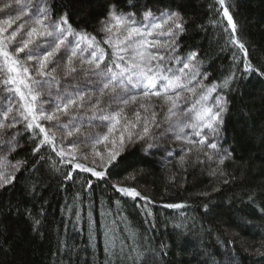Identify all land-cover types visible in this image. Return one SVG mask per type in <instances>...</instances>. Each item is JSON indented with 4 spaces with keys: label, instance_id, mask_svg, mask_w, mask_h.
<instances>
[{
    "label": "trees",
    "instance_id": "1",
    "mask_svg": "<svg viewBox=\"0 0 264 264\" xmlns=\"http://www.w3.org/2000/svg\"><path fill=\"white\" fill-rule=\"evenodd\" d=\"M51 3L56 16L66 10L74 29H83L100 41L104 37L100 21L110 4H116L118 10L135 11L137 18L145 6L180 11L187 23L177 40L178 54L187 57L196 52L200 72L207 74L205 84L221 85L217 94L228 102L222 137L229 155L223 164L210 163L205 155L193 152L178 150L168 155L174 150L168 141L166 146L156 144L152 149L145 141H135L126 144L108 166L105 178L98 179L65 163L47 144L33 152L40 139L33 136L37 130L26 129L24 123L6 126L0 129V159L7 156L13 163H26L16 172L13 184L0 189V264H264V77L244 71L245 56L231 43V27L218 0ZM225 6L237 24V37L247 48V61L264 71V0H225ZM102 46L108 51L107 45ZM58 74L61 90L92 92L95 87L96 78L79 71L63 77L58 69ZM232 74V85L223 87ZM50 92L43 97L45 110L59 99L57 89ZM11 95L0 86V111ZM90 115L86 109L79 111L84 127L81 134L64 138L65 145L78 136L83 139L85 134L105 131L97 126L99 121H91L92 127H88ZM68 119L61 115V122ZM10 121L11 116L9 121L0 120L6 125ZM41 123L50 127L56 122ZM157 136L159 131L156 141ZM61 137L58 131L57 148ZM81 153L89 154L88 159H82ZM93 159L90 147L82 145L77 161L100 170L99 158H95L97 164ZM69 171L72 179L65 180ZM89 180L91 188L87 187ZM113 185L134 187L147 200L124 196ZM171 203L186 207H164ZM25 209L41 221L39 232H33ZM112 228L126 243L119 258L105 253L104 233ZM165 244L168 247H162Z\"/></svg>",
    "mask_w": 264,
    "mask_h": 264
},
{
    "label": "snow or ice",
    "instance_id": "2",
    "mask_svg": "<svg viewBox=\"0 0 264 264\" xmlns=\"http://www.w3.org/2000/svg\"><path fill=\"white\" fill-rule=\"evenodd\" d=\"M218 3L231 27V43L237 45L245 56L244 71L264 77V71L247 61V48L236 35L237 24L225 6V0H218ZM9 9L11 11H7ZM0 12L6 14L0 17V86L12 94L5 98L0 111V120L9 121L11 116V121L7 125L0 122V129L6 126L15 128L18 123H24L26 129L37 130L33 136L40 139L33 152H39L47 144L65 163L74 164L75 169L90 173L92 177L104 179L108 166L117 160L127 143L145 141L148 149L154 146L149 141L156 137L152 129L159 126L156 110L159 105L160 111L164 112V122L169 124L165 132H173L175 139L196 146L197 151L203 150L208 161L215 159L218 164H223L228 158L229 153L221 154L215 142L223 133V116L228 111V102L222 95L214 96L221 85L204 83L207 74L200 72L196 52L187 57L178 54L177 40L186 31L187 23L180 11L145 6L137 18L135 11L118 10L116 4H110L105 18L100 21V31L105 34L102 41L83 29H74L66 10L56 16L51 0H36L35 3L33 0H0ZM24 17L27 19L23 20ZM20 20L22 22L13 28V24ZM17 36H20L19 40ZM102 45L111 49V59L107 64L105 60L109 54ZM173 64L179 67L173 68ZM58 69L63 77L78 71L95 77L93 91L79 88L61 90ZM234 78L235 74L228 76L222 86L230 87ZM51 89H57L59 99L54 107L45 110L43 97L46 93L51 95ZM92 96L96 97L95 100H91ZM14 97L19 99L14 100ZM86 97L89 98L88 103L85 102ZM130 105H136L131 116L126 112ZM84 109L91 113L88 127H92L91 121H99L97 126L105 131L85 134L83 139L78 136L70 145H65L64 138L81 134L84 122L78 118V113ZM13 112L16 114L12 115ZM61 115L69 119L61 122ZM41 121L56 123L46 127ZM185 129H191L199 139L193 140L185 134ZM58 131L62 133L59 148L56 144ZM82 145L90 147L94 164H97L95 158H99L100 170L77 161ZM98 145H104V151H98ZM192 150V147L187 149L188 152ZM88 155L81 153V158L87 160ZM168 155L172 153L169 151ZM25 163L22 160L13 163L7 156L0 159V189L13 184L16 172ZM64 179H72L71 171ZM87 187H92L91 180ZM113 187L124 196L147 200L134 187ZM164 207L182 209L186 205L171 203ZM25 213L32 220L33 232H39L41 221L32 217L28 209ZM76 219L80 220L78 214ZM88 219L91 243V211ZM104 236L105 253L119 258L124 253L125 241L115 228L107 229ZM92 246L95 247L94 243ZM137 255L139 257L140 254Z\"/></svg>",
    "mask_w": 264,
    "mask_h": 264
},
{
    "label": "rangeland",
    "instance_id": "3",
    "mask_svg": "<svg viewBox=\"0 0 264 264\" xmlns=\"http://www.w3.org/2000/svg\"><path fill=\"white\" fill-rule=\"evenodd\" d=\"M36 2V0H33V3H35ZM7 11H11L10 9L9 10H7ZM5 12H0V17H5ZM27 19V17L24 19L23 18V20H26ZM22 22V20H20V21H16V23L15 24H13V28H15L16 27V25L17 24H19V23H21ZM10 31H11V29H10ZM20 35H23V33H21ZM105 35V34H104ZM20 39V36H17V40H19ZM71 39V38H70ZM13 46H15V42L13 43ZM107 47H108V45H107ZM108 58L105 60V62H109V60L111 59V49L108 47ZM21 56H23L24 54L23 53H21L20 54ZM31 62H29V64H30ZM172 67L173 68H176V67H179V65H176V64H173L172 65ZM205 83V82H204ZM187 95V94H186ZM215 95H218L217 93H215L214 94V96ZM114 106H116V105H114ZM182 107H184L185 105H181ZM134 108H136V105H130V106H128V108L126 109V112H127V114L128 115H130L131 113H132V111H133V109ZM160 108H159V105L157 106V112L159 113V115H158V117H157V124L159 125L158 127H153V129H154V133H158V131H159V136H157L158 137V139L159 140H151V142L153 143V147L152 148H156V144H161V145H165L166 144V142L168 141V142H171V143H173L172 144V148H174V150H172L171 151V153H172V155H173V153L176 151H178V150H180V152H182L183 154L185 153V152H188L187 151V149L189 148V147H192L193 148V150L191 151V152H193L194 154H199V155H201V154H203V150H201V151H197V147L196 146H189L188 144H186L183 140H177V139H175L174 138V133L173 132H165V130L169 127V124L168 123H166V122H164V112H162V111H160L159 110ZM131 116V115H130ZM175 119V118H174ZM152 129V130H153ZM157 131V132H156ZM185 134H187V135H189V136H191L192 137V139L193 140H198L199 139V137H197V136H194L193 135V133H192V130L191 129H185ZM157 139V138H156ZM209 139L211 140L212 138L211 137H209ZM223 137L221 136L220 137V139L218 140V141H215V142H217L218 143V148L221 150V154H223L224 152H227L228 153V150H227V148H225L224 147V144H223ZM156 142V143H155ZM166 146V145H165ZM97 148H99V150L98 151H104V145H98V147ZM151 148V149H152ZM2 149V148H1ZM176 149V150H175ZM207 151H209V152H212V150L211 149H208ZM204 155V154H203ZM226 160V159H225ZM206 161L207 162H215V163H217L216 162V160L214 159L213 161H208V159H207V157H206ZM218 164V163H217Z\"/></svg>",
    "mask_w": 264,
    "mask_h": 264
}]
</instances>
